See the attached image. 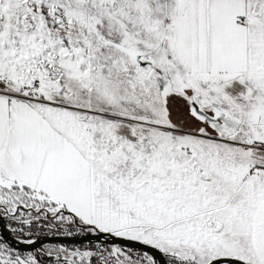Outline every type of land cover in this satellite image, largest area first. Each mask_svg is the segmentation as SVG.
Returning <instances> with one entry per match:
<instances>
[{
    "label": "snow or ice",
    "instance_id": "6c2138e0",
    "mask_svg": "<svg viewBox=\"0 0 264 264\" xmlns=\"http://www.w3.org/2000/svg\"><path fill=\"white\" fill-rule=\"evenodd\" d=\"M0 264H264V0H0Z\"/></svg>",
    "mask_w": 264,
    "mask_h": 264
},
{
    "label": "water",
    "instance_id": "95a60500",
    "mask_svg": "<svg viewBox=\"0 0 264 264\" xmlns=\"http://www.w3.org/2000/svg\"><path fill=\"white\" fill-rule=\"evenodd\" d=\"M3 231H4V229L2 227H0V232H3Z\"/></svg>",
    "mask_w": 264,
    "mask_h": 264
}]
</instances>
